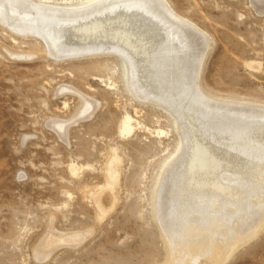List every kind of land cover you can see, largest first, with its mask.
Returning <instances> with one entry per match:
<instances>
[{
    "label": "rangeland",
    "instance_id": "obj_1",
    "mask_svg": "<svg viewBox=\"0 0 264 264\" xmlns=\"http://www.w3.org/2000/svg\"><path fill=\"white\" fill-rule=\"evenodd\" d=\"M166 1L209 40L202 96L264 111V0ZM10 31L0 24V264H174L155 198L181 115L134 100L113 56L54 59ZM49 230L77 239L39 257ZM225 264H264V230Z\"/></svg>",
    "mask_w": 264,
    "mask_h": 264
},
{
    "label": "bare ground",
    "instance_id": "obj_2",
    "mask_svg": "<svg viewBox=\"0 0 264 264\" xmlns=\"http://www.w3.org/2000/svg\"><path fill=\"white\" fill-rule=\"evenodd\" d=\"M71 1L0 0V24L42 40L54 59L113 56L134 100L181 115V151L155 198L171 259L225 264L264 230V111L202 96L209 40L166 0ZM76 237L49 230L36 252Z\"/></svg>",
    "mask_w": 264,
    "mask_h": 264
}]
</instances>
